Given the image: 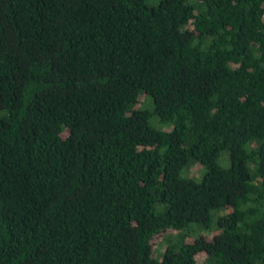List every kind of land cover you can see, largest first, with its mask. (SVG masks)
Returning a JSON list of instances; mask_svg holds the SVG:
<instances>
[{"label":"trees","instance_id":"obj_1","mask_svg":"<svg viewBox=\"0 0 264 264\" xmlns=\"http://www.w3.org/2000/svg\"><path fill=\"white\" fill-rule=\"evenodd\" d=\"M0 264H264V0H0Z\"/></svg>","mask_w":264,"mask_h":264},{"label":"rangeland","instance_id":"obj_2","mask_svg":"<svg viewBox=\"0 0 264 264\" xmlns=\"http://www.w3.org/2000/svg\"><path fill=\"white\" fill-rule=\"evenodd\" d=\"M144 95H143V97H140V100H141V104H139V102L137 103V106H142L143 104H144V102H143V100H144ZM158 122V120H157V118L156 117H152L151 118V123L154 125V127H156V128H158V129H160V130H165V131H169L170 129H171V126L170 125H166V124H160L159 122V124L157 123Z\"/></svg>","mask_w":264,"mask_h":264}]
</instances>
